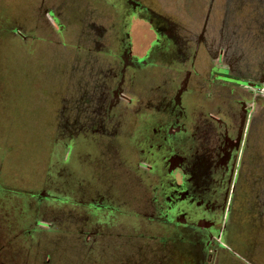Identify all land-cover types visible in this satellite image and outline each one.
I'll return each mask as SVG.
<instances>
[{"label":"rangeland","instance_id":"rangeland-1","mask_svg":"<svg viewBox=\"0 0 264 264\" xmlns=\"http://www.w3.org/2000/svg\"><path fill=\"white\" fill-rule=\"evenodd\" d=\"M142 1L188 25L199 27L209 20L207 36L224 29L230 55L238 57L236 66L247 74L264 72V0ZM46 8L59 12L65 25L60 32L47 22ZM118 21L119 14L106 0L0 1V196L4 199L0 239L13 234L20 240L29 230L38 239L43 232L49 238L42 252V257L49 255L48 264H205L206 257V264H264V84L251 125V144L259 138V152L247 163L256 175L242 181L229 214L225 244L215 251L202 248L207 238L202 230L175 228L155 217L166 205L151 173L138 167V155L124 144V136L81 134L66 157L65 142L71 133L64 127L94 118L93 102L89 101L88 111H80L79 102L69 101L85 96L80 76L86 82L88 72L103 77L115 62L88 41V31L103 27L111 35ZM14 27L21 29L20 34ZM149 30L146 22H135V53L141 54L139 41L150 37ZM78 49L90 59L82 57L84 66H79L76 55L68 57ZM203 66L199 63L200 82L210 86L218 99L225 95L231 102L241 96L236 85L211 86ZM171 71L167 62L149 81L139 77L138 83L147 84L136 94L158 96L168 87ZM93 84L91 79L86 86L89 94ZM134 118L133 112L122 113L118 124L123 132ZM99 125L93 121L94 128ZM40 191L50 196L38 197ZM99 198L105 208L83 204ZM38 219L48 222L47 229L42 222L35 225ZM180 236L188 239L181 241Z\"/></svg>","mask_w":264,"mask_h":264},{"label":"flooded vegetation","instance_id":"flooded-vegetation-1","mask_svg":"<svg viewBox=\"0 0 264 264\" xmlns=\"http://www.w3.org/2000/svg\"><path fill=\"white\" fill-rule=\"evenodd\" d=\"M106 1L119 14V26L108 35L106 28L92 24L96 29L88 31V41L100 52L112 55L115 62L103 77L97 71V77L88 72L87 82L80 76L79 87L86 97L81 96L80 100L73 96L69 101L79 102L83 106L80 111H88L89 101L93 102L90 106H94V118H86L88 115L84 114L86 119L79 125L64 127L71 133L65 142L66 157L70 156L81 134L101 131L115 138L124 136L127 139L124 144L137 153L138 167L144 168L146 174L151 173L158 196L166 205L160 209L162 215L154 216L175 228L202 230L207 234L206 240L201 242L202 248L207 252L215 251L225 244L229 214L237 192L242 189V181L256 175L247 168V163L251 158L256 159L259 152V138L251 144V125L258 111L257 96L261 95L264 72L247 74L236 66L238 57L230 55L229 37L225 36L224 29L219 28L217 33L207 36L209 20L198 27L195 23L188 25L177 18L173 20L142 0ZM44 13L47 22L56 25V32L65 27L55 9L46 8ZM137 20L146 22L150 29V37L139 41L141 54L135 53L133 48L132 28ZM13 30L20 34V28ZM67 54L68 57L76 55L79 66H84L83 58L90 61L84 50ZM167 62L173 69L168 74V87L158 96L136 94L135 90H143L146 81L158 71L161 73ZM199 63L206 67L211 86L236 85L241 88V96L231 99L232 103L225 95L218 99L210 86L200 82ZM82 72L86 70L82 68ZM139 77L146 79L144 84L138 83ZM91 79L94 94L92 91L89 94L86 88ZM154 86L153 90L157 85ZM128 111L133 112L136 119L130 129L123 132L118 123L122 113ZM72 116L74 112L67 118ZM77 116L82 115L77 113ZM93 121L99 122V128L92 126ZM37 196L50 195L40 191ZM1 202L4 199L0 196ZM83 204L90 209L106 207L100 198L84 200ZM39 222L47 229L48 222L38 219L35 225ZM29 232L20 240L12 233L11 238L0 239V264L49 263L48 254L42 257L49 238L43 237L42 232L37 239ZM3 234L6 236V231ZM178 239L188 238L180 236ZM206 261L207 257L205 264Z\"/></svg>","mask_w":264,"mask_h":264},{"label":"water","instance_id":"water-1","mask_svg":"<svg viewBox=\"0 0 264 264\" xmlns=\"http://www.w3.org/2000/svg\"><path fill=\"white\" fill-rule=\"evenodd\" d=\"M242 122H243V124H244V122H245V121H244V118H243Z\"/></svg>","mask_w":264,"mask_h":264}]
</instances>
